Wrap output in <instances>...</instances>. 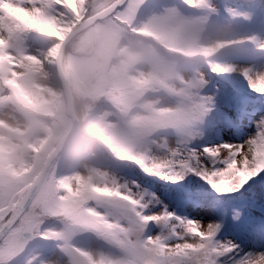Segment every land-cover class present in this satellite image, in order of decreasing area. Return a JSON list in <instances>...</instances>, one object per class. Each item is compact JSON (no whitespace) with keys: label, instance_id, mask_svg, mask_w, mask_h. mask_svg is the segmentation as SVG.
Instances as JSON below:
<instances>
[{"label":"rangeland","instance_id":"1","mask_svg":"<svg viewBox=\"0 0 264 264\" xmlns=\"http://www.w3.org/2000/svg\"><path fill=\"white\" fill-rule=\"evenodd\" d=\"M67 2L79 7L83 0ZM249 2H169L167 5L172 11L162 13L158 10L151 16L142 12L133 25L95 23L80 33L85 34L84 37L80 36L79 43L72 45L74 52L69 54L66 49L79 34L68 42L63 55V70L78 120L72 88L86 85L91 74L96 76L98 91H103L113 78L114 88L131 89L112 100L119 106L117 110L101 106L97 109V116L89 121L88 124L97 122L95 127L102 132L100 138L78 132L50 165L37 194L41 192L43 208L55 220L41 222L29 217L27 211L33 199L18 219L17 226L23 220L26 225L36 227L33 236L44 237L29 249V254L38 264H140L147 237L142 218L140 222L137 220L140 216L136 210L137 201L130 195L136 191L132 183L138 178L145 182L153 179L167 192L175 189L157 178L143 177L140 166L164 159L165 149L175 148L180 137L196 130L201 106L215 85L222 90L226 87L232 93L233 84L235 87L246 84L241 77L243 74L251 71L254 75H264V13L251 9ZM249 12H254L251 19L245 16ZM5 15L14 17L20 24L27 19L37 23L23 10L6 11ZM88 20L84 15L71 23H37L35 32L25 29L23 50H20L7 45L8 32L17 25L0 17V30L4 31L0 40L5 42L0 50L5 51V57L9 54L12 57L11 60L0 58L6 81L5 88L0 84V184L7 186L10 182L14 185L17 201L12 204L13 208L21 210L18 204L28 192L26 187L34 177L37 178L47 157L73 128V120L66 111L56 62L68 34ZM142 36L150 38V41L145 42ZM51 41L54 43L47 48ZM94 43L99 48L97 53L105 56L99 66L95 56L80 54L81 49ZM191 50L196 53L189 59L187 54ZM185 57L188 61L182 60ZM211 71L220 78L216 79ZM229 78L231 84L227 83ZM11 87H15L20 95L31 91L34 100L29 102L25 97L13 96L9 92ZM168 89L175 92V96ZM78 91L81 94V89ZM245 93L239 98L250 109H264V98L251 91ZM54 106L63 121L61 126L53 122L51 113ZM159 115L180 129L176 138L161 126L134 124ZM251 130V125L245 128V131ZM111 138L114 142L110 141ZM222 138L237 142L231 129L225 130ZM71 155L77 157L64 170ZM118 157L125 159L124 162H118ZM97 189L107 191L97 193ZM164 193L156 192L162 199ZM238 197L239 193H236L225 199ZM257 200L264 204V194L259 189ZM4 208L0 224H5L12 214L7 205ZM65 211L74 215L70 226L58 218ZM181 211L177 209V214ZM209 212L208 209H194L190 210V215L209 219ZM116 213L122 215L120 222L114 215ZM251 213L254 218L264 217V211L259 207L251 209ZM112 224L126 231L125 240L131 246L126 255L115 246L118 236L113 234L115 237H111ZM152 236L155 237L154 232ZM220 238L233 239L246 251L264 250L254 246L247 233L232 228H228ZM85 249L97 253L92 256Z\"/></svg>","mask_w":264,"mask_h":264},{"label":"snow or ice","instance_id":"2","mask_svg":"<svg viewBox=\"0 0 264 264\" xmlns=\"http://www.w3.org/2000/svg\"><path fill=\"white\" fill-rule=\"evenodd\" d=\"M249 7L264 13V0H250ZM21 10L40 25L71 23L87 15L89 20L99 17L106 26H117L133 25L142 12L151 16L172 8L164 0H83L79 7L67 0H0V17L17 25L8 32L7 45L23 50L26 26L5 15ZM253 15L245 14L248 19ZM0 58L12 59L10 54L5 57L4 50ZM241 77L251 92L264 98V75L249 71ZM227 83H232L230 78ZM233 89L229 93L226 87L215 85L201 106L196 130L180 137L175 148L165 149L164 159L140 166L143 177L175 186L162 199L149 191L144 180L132 183L136 191L130 195L137 201V220L142 218L147 237L140 264H264V250L246 251L235 240L220 238L232 228L247 233L254 246L264 248V217L254 218L251 213L257 207L264 211V204L257 200L258 189L264 194V109H250L234 84ZM249 125L253 130L245 131ZM228 129L234 131L237 142L222 138ZM236 193L238 198L225 199ZM16 201L14 185L0 184V219L5 205L12 213L0 224V264H38L29 249L44 237L33 236L36 227L23 220L17 226L20 209L12 207ZM177 209L183 211L177 214ZM194 209L210 210L211 218L193 217L190 210Z\"/></svg>","mask_w":264,"mask_h":264},{"label":"trees","instance_id":"3","mask_svg":"<svg viewBox=\"0 0 264 264\" xmlns=\"http://www.w3.org/2000/svg\"><path fill=\"white\" fill-rule=\"evenodd\" d=\"M175 1L179 2V0H170V1H164V2L167 4L169 2H175ZM181 2H182V0H181ZM87 18H88V16H87ZM22 24L26 26L25 29L28 32H35V29H36L35 25L37 23L35 24L34 21L27 19L25 21V23H22ZM36 26H38V25H36ZM81 34H79L78 37L74 38L71 41V44L68 45V48L66 49V51L68 50L67 54L74 52L73 49H72V45L74 43L78 42L77 40L80 38V36L84 37L85 34H83V35H81ZM142 38H143V40L145 42H149L150 41V38H145L143 36H142ZM53 43L54 42L51 41V43L48 45L47 48H50ZM163 48H165V47L163 46ZM98 50H99V48L97 47V44L94 43V44H92L91 47H84L83 49H81L82 53H80V54L84 55V56H90V55H92L93 57L95 56L96 57V62L98 64V66H99L101 64V62L103 61V59L105 58V56H104L103 53L101 55H99L97 53ZM201 52L205 53L206 51L205 50H201ZM195 53H196L195 50H191V52L187 54L188 55L187 57L190 59L191 56L192 57L195 56ZM187 57L182 58V60L188 61ZM2 63H3V61H0V84H2V86L4 87L6 81H5V76H4L5 72L3 70V68H4L3 65L4 64H2ZM64 68H65V71H66V64L65 63H64ZM212 73L214 74V77L216 79L220 78V77H218V75L215 72H212ZM91 75L87 78V80H88L87 82L88 83L86 85H84V86L75 85V88H72V91H73V95L75 97V107H76L77 115L79 116V120H80V123H81V131H80L81 135L83 134L84 136H88V137H91V138H100V134L102 132H100V130H98L97 127H95L97 122L94 121L93 123L88 124L89 121H91V119H93L94 117L97 116V111H98L97 109L99 107H101V106H111L112 108L117 110L119 108V106L116 105L115 103H113L112 100L115 101V99L122 97L124 95V93L130 91L131 88H129V89H117V88H114V85H113L114 78H113L108 83V86L106 88H104L103 91H98L97 87L99 86V84L97 83V85H96V79H95L96 76L95 75L91 76ZM237 86L235 88L239 89V95H241V96L243 94H246L245 92H250V90L247 88L246 84L244 86H240V84L237 85ZM11 89H12V91H9V92L15 97L16 96H21L22 98L25 97V99L29 100V102H31V100H34V94H32L31 91H24V93H22L23 95L22 94L20 95L19 91L17 89H15V87L14 88L11 87ZM79 89H81V94L78 91ZM169 91H170V93L173 96H175V92H172L171 90H169ZM41 112L44 113L43 111H40V113ZM51 114L54 115L52 117L54 124L61 126V123H63V121L61 120V118L58 115L57 107H55V106L53 107V111H52ZM134 124L136 126H141V127H148V126H153V125L161 126L167 132H172L173 135L175 136V138L177 137V135L179 133V130H180L175 124L171 123V121L164 119V116H162V115H159L157 118H153V119L140 120V121H138V122H136ZM110 141L114 142L112 138L110 139ZM108 155H103V157H105L107 159L108 158L110 159V157H107ZM75 157H77V156L71 155V156L68 157L67 162L65 164L64 170H67L68 165L70 163L74 162V160L76 159ZM105 158H103V159L106 161ZM117 160H118V162H120V161L124 162L125 159L118 157ZM107 161L110 162V164H111L110 160H107ZM110 167L112 168V165H110ZM35 178L36 177H34V179ZM138 179L142 180L141 178H138ZM33 180L31 181V183L33 182ZM146 180H147L146 182L144 181L145 186L150 191H154L155 193L158 192V191L167 192V190H165V188L163 186H161L159 183H157L153 179H146ZM31 183L26 188H29L31 186ZM62 183L66 184V182H62ZM58 185H59V183H58ZM168 187H172V188L174 187L175 188L174 185H169ZM105 190L107 191V189H105ZM105 190L104 191L101 190L102 192L101 191H95V190L94 191L97 192V193H104ZM209 190H211V189H209ZM225 198H227V197H225ZM40 199H41V192L38 193V194L36 193V195L33 197L32 203L29 206L28 211H27V213H29V217H34V219H37L38 221H41V222L42 221H53V220H55V219H53L54 218L53 216L49 215L45 211ZM85 206H86V204L81 206V211L84 210ZM133 206H135L134 203H133ZM108 212H111V210L108 211ZM62 215H61L62 217H58V218H61L65 222L66 226H70L73 223L72 218H73L74 215L71 214V213H68L66 211L63 212ZM114 215L118 218V220L120 218H122V215L120 213H116ZM118 222H120V220ZM110 233L112 235L111 236L112 238H114L115 236H118V239L116 240L115 246L116 247H120L122 252L124 253V255L128 254L129 251H130V247L131 246H130V242L129 241L127 242L125 240L126 236H127L126 231L120 230L119 228H117V226L112 224ZM113 234H115V236ZM100 237L102 238V236H100Z\"/></svg>","mask_w":264,"mask_h":264},{"label":"water","instance_id":"4","mask_svg":"<svg viewBox=\"0 0 264 264\" xmlns=\"http://www.w3.org/2000/svg\"><path fill=\"white\" fill-rule=\"evenodd\" d=\"M103 21L99 17H97L95 20H88L84 25H82L79 28H76L74 31H72L70 34H68L67 38L65 41L62 43L60 50H59V55L57 57V70H58V76L62 84V89L64 92V97L66 100V111L68 115L71 117L73 120V128L71 131H69L62 139L61 141L57 144L55 149L52 151V153L47 157L43 168L41 169L40 173L38 174L37 178L34 180V182L31 184V186L28 189L27 194L25 197L19 202L18 207H21L20 213H19V218L20 216L24 213V211L27 209L28 205L30 204L31 200L33 197L36 195L38 192L41 183L44 179L45 174L47 173L50 165L53 163V161L59 156V154L63 151V149L68 145L70 140L81 130V124L76 116L75 110H74V104H73V98L67 83V79L64 74L63 70V55L66 49V46L68 42L76 35L84 32L87 30L89 27L94 25L97 22ZM18 222V220H17Z\"/></svg>","mask_w":264,"mask_h":264},{"label":"bare ground","instance_id":"5","mask_svg":"<svg viewBox=\"0 0 264 264\" xmlns=\"http://www.w3.org/2000/svg\"><path fill=\"white\" fill-rule=\"evenodd\" d=\"M56 50H58V48H57V49H55V51H56ZM53 54H54V53H53ZM90 244H92V245H93V243H92V242H90ZM85 252H86L87 254H90V255H92V256H95V255H96V254H95V252H96L95 250H94V251H89V250H86V249H85ZM96 253H97V252H96Z\"/></svg>","mask_w":264,"mask_h":264},{"label":"clouds","instance_id":"6","mask_svg":"<svg viewBox=\"0 0 264 264\" xmlns=\"http://www.w3.org/2000/svg\"><path fill=\"white\" fill-rule=\"evenodd\" d=\"M4 7H6V6H4ZM3 43V41H0V44H2ZM96 191H100L99 189H97Z\"/></svg>","mask_w":264,"mask_h":264}]
</instances>
